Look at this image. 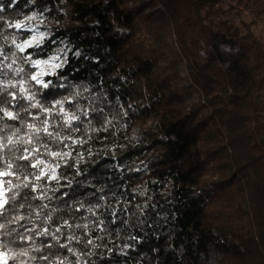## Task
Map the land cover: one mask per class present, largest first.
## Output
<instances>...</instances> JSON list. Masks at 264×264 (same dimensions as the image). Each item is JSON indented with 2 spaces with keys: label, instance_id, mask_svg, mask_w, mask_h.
<instances>
[{
  "label": "trees",
  "instance_id": "obj_1",
  "mask_svg": "<svg viewBox=\"0 0 264 264\" xmlns=\"http://www.w3.org/2000/svg\"><path fill=\"white\" fill-rule=\"evenodd\" d=\"M0 6V108L19 113L12 120L0 112V171L13 165L17 175L6 178L13 185L35 173L19 159L25 148H41V159L60 165L59 181H34L40 191L13 188L27 196H17L0 219L8 264H264V39L229 17L246 10L264 24V0H0ZM155 7L160 23L143 33L137 18ZM31 14L51 24L53 35L21 52L16 45L28 34L10 25ZM165 34L197 99L149 43ZM58 41L71 53L46 79L49 89L40 88L31 80V61L48 59ZM29 93L45 107L64 102L50 113L25 112L29 101L22 97ZM70 113L79 119L69 122ZM47 152L70 155L53 159ZM41 192L44 199H33ZM44 228L49 234L39 235Z\"/></svg>",
  "mask_w": 264,
  "mask_h": 264
},
{
  "label": "snow or ice",
  "instance_id": "obj_2",
  "mask_svg": "<svg viewBox=\"0 0 264 264\" xmlns=\"http://www.w3.org/2000/svg\"><path fill=\"white\" fill-rule=\"evenodd\" d=\"M3 11V7L0 6V12ZM31 19V18H30ZM10 27L15 28H21L23 27L22 24L16 23L15 25H10ZM42 35V34H41ZM33 41H35V38L32 40H26L23 45L17 44L16 47L19 48L21 51H24L25 48H31L33 46ZM36 45L38 46L40 41H35ZM48 60H33L31 61V65L33 68L39 69L42 64L46 65L48 64ZM9 68L11 65L8 66ZM54 68H59V64L53 65ZM23 69H18L17 73L22 72ZM52 73L47 70H40L31 75V80L35 82L36 85H38L40 88L43 89H49V86L51 84V81L44 79L43 77H46L48 75H51ZM23 83V82H21ZM22 92H26L27 89H21ZM9 95L12 96L13 100L17 99L16 93H9ZM23 99H26L29 101L27 107L21 106L24 108V111L27 112L29 108H37L39 111L50 113L52 109L56 106L61 105L64 101L56 100L54 104H51L47 107H45L39 100H37L35 93H29L27 96L22 97ZM63 109H60V112L63 113ZM0 112H3V115L12 119L16 120L19 116L18 111L16 113H13L12 111H9L5 108H0ZM67 116V114H65ZM79 117L72 116L70 117L69 122L71 120H77ZM42 123L47 125L48 121L45 120ZM28 127L32 129L35 133L43 132L48 137H52L54 134L48 130V127L36 128L34 125L29 124ZM8 143L12 144L14 143L12 136H9ZM25 144H31L32 138L29 137V139L23 141ZM5 147L2 143H0V148ZM44 150L47 151V145L43 146ZM23 153L19 159L27 162L23 167H30L32 169H36L37 171L35 173L25 174L18 176L17 178L21 180L20 184L13 185V181L10 179H6L7 177L16 176L17 173L15 171H12L13 165L11 163H7L4 167V170L0 171V177L5 179H0V219H7L6 213L11 210V204L13 201H16L17 196H21V193L13 191V188L16 189H30L31 192L35 193L37 191H40L43 185H38L34 181H41V180H52V181H59L60 177L56 174V169L60 167L57 163H49L45 159H41L40 156L42 155L41 148H25L23 149ZM35 153V155H33ZM47 155H50L55 159L56 157L63 158L64 156L70 155V153H60V152H47ZM29 175L32 176V179H29ZM70 185V182H69ZM54 191H58V189H54ZM12 192V195L9 196L8 193ZM64 196H67V193L63 194ZM27 194L25 193L23 196H21V199L26 198ZM46 196L45 193L41 192V195L39 197L34 196L33 199H44ZM19 207L23 208L25 205L23 203L19 204ZM41 207H47V205H41ZM17 222L24 219L23 216L15 217L14 218ZM46 219H51V216H46ZM9 223L12 222V220L8 221ZM65 224L68 223L67 220L64 221ZM6 225L3 223H0V229L5 228ZM13 231H15L13 229ZM57 232L60 231V229L56 230ZM10 234V233H9ZM49 234V229L44 228L42 232L39 233L41 236H45ZM18 236L20 239H26L23 234L18 233ZM55 239V236H53ZM27 239H31V237H27ZM89 243H91L89 241ZM61 247H65V245H61ZM39 250V249H38ZM25 253H21V255H24ZM7 253L0 252V264H8L7 262ZM43 259H47V257H42Z\"/></svg>",
  "mask_w": 264,
  "mask_h": 264
},
{
  "label": "rangeland",
  "instance_id": "obj_3",
  "mask_svg": "<svg viewBox=\"0 0 264 264\" xmlns=\"http://www.w3.org/2000/svg\"><path fill=\"white\" fill-rule=\"evenodd\" d=\"M158 12L159 10L157 9V7L150 8L146 12H144L143 16L137 18V26L141 29L143 33H148L153 28L158 27L160 23V14ZM229 17L233 20L234 24L239 27H241V23L251 24L252 34L257 38L264 39V24L254 19L248 11H232ZM18 23L22 24L23 27L17 29L19 31H25L28 34L27 40H32L33 38H35V41H40L38 46L36 45L35 41H33V46L31 48L26 47L25 50L21 52H25L28 49H36L37 47H40L53 35L51 24L45 22L40 16L31 14L23 21H19ZM147 36L151 37L149 34ZM150 42H153L155 53L158 58H160L162 66L168 68V70L173 74L179 86H181L185 90L188 89V93L190 92L189 94L193 96V99H197L196 97L198 96V92L194 88H189V81L184 71L183 61L172 38L165 34L164 39L162 41H154L153 39H150L149 43ZM64 43V41H62V43L61 41H58V49H56L51 54V56L46 59L49 61V63L46 65L42 64L39 69L34 68V73L40 70L50 71L52 74L43 77L44 79H47L48 77L54 75L57 70L63 66L66 60L65 57H67V55L71 53L70 48ZM23 44L24 43L20 45ZM55 64H59L60 67L54 68L53 65ZM134 132L137 133V131L135 130ZM66 157L67 156H64L63 159Z\"/></svg>",
  "mask_w": 264,
  "mask_h": 264
},
{
  "label": "built area",
  "instance_id": "obj_4",
  "mask_svg": "<svg viewBox=\"0 0 264 264\" xmlns=\"http://www.w3.org/2000/svg\"><path fill=\"white\" fill-rule=\"evenodd\" d=\"M70 116H73V113H70ZM134 130L137 131L136 129H133V130L131 131V133H132V137L130 138V140L135 139V136H136L137 133H138V131H137V133H135ZM0 179H5V178L0 177ZM0 252H5V253H7V257H6V259H7V262H8V261H9V258H10V253H9V251H8L7 249H3V248L1 247V236H0Z\"/></svg>",
  "mask_w": 264,
  "mask_h": 264
}]
</instances>
